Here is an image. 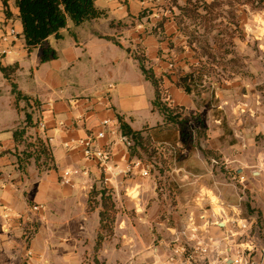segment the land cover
<instances>
[{
    "label": "crops",
    "instance_id": "crops-1",
    "mask_svg": "<svg viewBox=\"0 0 264 264\" xmlns=\"http://www.w3.org/2000/svg\"><path fill=\"white\" fill-rule=\"evenodd\" d=\"M14 1L0 0V49H8L0 53V67L15 66L10 78L0 70V264H160L175 241L187 247L207 242L211 251L230 245L228 233L235 219L248 222L245 237L256 245L254 258L264 264V141L254 147L255 156L247 158L259 168L255 209L247 214L237 204L241 194H229L225 185L213 182L226 180L227 173L196 152L178 120L167 121L152 107L155 89L133 54L137 46L143 49L145 66L159 77L167 105L183 108V117L193 113L192 93L177 86L173 77L159 75L167 68L168 40L176 33L172 1L96 0L104 15L77 26L69 22L58 39L49 36L46 43L57 57L45 62H40L37 48L27 51ZM7 27H13L15 35L3 40ZM12 83L27 99L17 100ZM26 114L31 115L30 125ZM252 117V132L264 135V99ZM104 119L109 120L105 127ZM121 123L139 132L132 149L116 141ZM17 129L24 131L14 135ZM101 129L106 136L98 142L110 148L114 165L123 167L138 158L149 167L148 175L105 183L78 144ZM40 143L46 154L38 151ZM145 147L156 155L148 159ZM211 147L223 154L224 168L235 165L233 178L242 183L244 172L238 164L243 165L245 157L240 145H235L234 157H228L221 131L219 142L206 148ZM165 151L167 169L159 158ZM66 169L85 173L71 175L70 184H64ZM104 188L110 189L112 199L118 197L114 207L122 214L117 220L120 234L99 239L103 207L89 202L91 197L103 198ZM132 188L136 197L128 193ZM32 205L39 209L32 210ZM192 225L198 226L194 233ZM235 252L236 247L227 258ZM205 263L199 257V264Z\"/></svg>",
    "mask_w": 264,
    "mask_h": 264
},
{
    "label": "rangeland",
    "instance_id": "rangeland-1",
    "mask_svg": "<svg viewBox=\"0 0 264 264\" xmlns=\"http://www.w3.org/2000/svg\"><path fill=\"white\" fill-rule=\"evenodd\" d=\"M170 1L176 33L168 40L167 68L159 75L170 80L173 77L177 86L189 87L196 107L189 116L183 117V108H177L173 114L179 115L176 120L184 127V137L196 147V152L211 159L210 164L217 162H213L217 171L227 173L226 180H215V185H225L229 194H241L237 204L251 214L255 209L252 205L259 168L247 158L255 156L254 147L264 141V135L253 133L251 128L255 106L264 99V20L253 15L264 16V0ZM133 54L141 58L145 53L137 46ZM162 92L165 98L166 91L162 89ZM221 131L228 141V157H234L237 144L244 152V164H238L244 172L242 183H236L233 178L235 165L224 168L223 154L213 147L206 148L219 142ZM145 150L148 159L156 155L152 148ZM133 153L139 156L138 150L133 149ZM168 156L166 151L160 153L163 169L168 167L165 163ZM109 190L104 188L103 198L91 197L89 202L103 207L101 237L120 234L117 220L122 213L114 207L119 199H112ZM134 191L132 188L128 193L136 197ZM135 215L134 211L130 214Z\"/></svg>",
    "mask_w": 264,
    "mask_h": 264
},
{
    "label": "trees",
    "instance_id": "trees-1",
    "mask_svg": "<svg viewBox=\"0 0 264 264\" xmlns=\"http://www.w3.org/2000/svg\"><path fill=\"white\" fill-rule=\"evenodd\" d=\"M95 1L96 0H15L14 5L18 11L17 16L21 22L22 38L27 51L30 52L34 48L39 47L40 62L56 58L57 53L46 43L47 38L51 35L56 39L60 38L62 36L60 30L65 28L69 22H71L72 25L77 26L85 21L103 16L104 11L97 8ZM185 2H188V0H185ZM4 5L6 6V15L10 16V11L6 2H4ZM136 58L139 62V68L142 74L149 82H151L155 89V98L152 101V107L160 111L167 121L176 120L179 115L175 116L173 111L177 108H172L163 100L164 96L159 77L154 74L150 67L145 66V57ZM14 68L15 66H1L0 70L5 77L10 78L9 75ZM184 90L190 92V88L187 86L184 87ZM11 91L15 94L17 100L27 99L26 96L22 95V93L17 90L14 83H12ZM25 122L26 125L32 123L30 115L26 114ZM120 127L123 133L134 137L133 141L135 143L139 132L133 131L125 123H121ZM23 131V129H17L14 135L21 134ZM132 147L130 149H132ZM38 151L43 154L47 153L41 143ZM102 215L103 212L101 211V228L103 222ZM98 238H101L100 233L98 234Z\"/></svg>",
    "mask_w": 264,
    "mask_h": 264
},
{
    "label": "built area",
    "instance_id": "built-area-1",
    "mask_svg": "<svg viewBox=\"0 0 264 264\" xmlns=\"http://www.w3.org/2000/svg\"><path fill=\"white\" fill-rule=\"evenodd\" d=\"M15 35L13 27H7L4 31L3 40L8 39ZM8 49H0V53H6ZM109 124L108 119L101 121V125L105 127ZM39 126L43 127V122L39 123ZM114 134V131L112 132ZM106 136L104 129L99 130L94 135L86 136L78 141L81 146L84 158L93 161L99 168L103 181L108 183L110 181H116L120 177L131 176L139 174L141 176H147L149 173V167L142 160L135 158L131 162L125 164L123 167L114 165L112 162L111 150L106 145L99 144V140ZM116 141L121 143L126 149H130L134 145L132 137L123 132H119L116 135ZM85 173L78 169H66L63 171L62 182L64 184H70V176L73 174ZM32 210L39 209V205H32ZM232 227L228 233L233 241L230 245H224L222 248H218L211 251V246L207 242L197 241L191 247H187L178 243L177 241L171 246V253L160 264H199V257L205 259V264H225L227 259L231 264H259L254 258L253 252L255 250V244L251 239L246 238L245 233L248 230V222L238 219L231 221ZM198 226L192 225L191 232H196ZM228 238V237H226ZM244 238V239H243ZM220 245H217L219 247ZM236 247L234 257L227 258L232 248ZM27 255H32V250L27 251Z\"/></svg>",
    "mask_w": 264,
    "mask_h": 264
},
{
    "label": "bare ground",
    "instance_id": "bare-ground-1",
    "mask_svg": "<svg viewBox=\"0 0 264 264\" xmlns=\"http://www.w3.org/2000/svg\"><path fill=\"white\" fill-rule=\"evenodd\" d=\"M133 195L136 196L137 195V191H134Z\"/></svg>",
    "mask_w": 264,
    "mask_h": 264
}]
</instances>
